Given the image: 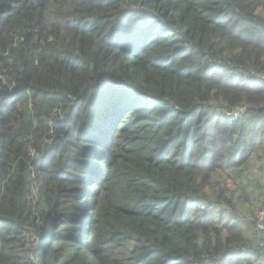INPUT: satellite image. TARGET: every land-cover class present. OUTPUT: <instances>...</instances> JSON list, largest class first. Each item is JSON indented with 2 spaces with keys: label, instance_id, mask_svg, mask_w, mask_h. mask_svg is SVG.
Instances as JSON below:
<instances>
[{
  "label": "trees",
  "instance_id": "obj_1",
  "mask_svg": "<svg viewBox=\"0 0 264 264\" xmlns=\"http://www.w3.org/2000/svg\"><path fill=\"white\" fill-rule=\"evenodd\" d=\"M249 165L264 0H0V264H264Z\"/></svg>",
  "mask_w": 264,
  "mask_h": 264
},
{
  "label": "rangeland",
  "instance_id": "obj_2",
  "mask_svg": "<svg viewBox=\"0 0 264 264\" xmlns=\"http://www.w3.org/2000/svg\"><path fill=\"white\" fill-rule=\"evenodd\" d=\"M244 175L248 177V179H256L257 185L256 188H253L251 184V188L244 190H239L238 188L232 185L231 181H228V187H230V192H234V195L239 196L240 199H236L232 196V202H227L233 209H235L238 214L244 220L248 233H254L256 236L263 238L264 236L260 233V224L264 221V218L261 215V212H264V208L259 206V196L264 193V172L258 171L252 168L250 165L246 167L244 170ZM226 177V173H217L214 175L218 181H221ZM218 190V189H217ZM211 196H214V193L211 191ZM231 200V199H230ZM263 201V198H262ZM228 206V205H227ZM263 209V210H262Z\"/></svg>",
  "mask_w": 264,
  "mask_h": 264
},
{
  "label": "built area",
  "instance_id": "obj_3",
  "mask_svg": "<svg viewBox=\"0 0 264 264\" xmlns=\"http://www.w3.org/2000/svg\"><path fill=\"white\" fill-rule=\"evenodd\" d=\"M244 111H246L245 108H238L236 110H234V113H230L232 114L234 117H237L239 115H241L242 113H244ZM262 217L264 218V212H261ZM260 230L264 232V221L262 222V224H260Z\"/></svg>",
  "mask_w": 264,
  "mask_h": 264
}]
</instances>
